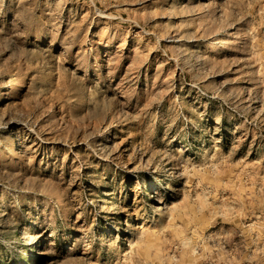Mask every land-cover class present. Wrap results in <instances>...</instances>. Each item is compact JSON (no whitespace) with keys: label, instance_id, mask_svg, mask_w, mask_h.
Wrapping results in <instances>:
<instances>
[{"label":"rangeland","instance_id":"1","mask_svg":"<svg viewBox=\"0 0 264 264\" xmlns=\"http://www.w3.org/2000/svg\"><path fill=\"white\" fill-rule=\"evenodd\" d=\"M0 264H264V0H0Z\"/></svg>","mask_w":264,"mask_h":264}]
</instances>
